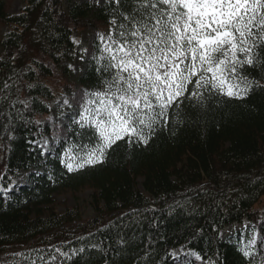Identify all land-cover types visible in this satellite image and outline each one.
Masks as SVG:
<instances>
[{
    "label": "trees",
    "instance_id": "16d2710c",
    "mask_svg": "<svg viewBox=\"0 0 264 264\" xmlns=\"http://www.w3.org/2000/svg\"><path fill=\"white\" fill-rule=\"evenodd\" d=\"M10 9L0 0V264H264V89L185 106L147 146L121 141L105 163L68 173L61 157L82 93L99 87L97 36L111 8L21 0ZM78 56L79 75L58 90ZM57 94L68 111L51 106ZM84 190L86 224L77 205L58 211Z\"/></svg>",
    "mask_w": 264,
    "mask_h": 264
},
{
    "label": "snow or ice",
    "instance_id": "6c2138e0",
    "mask_svg": "<svg viewBox=\"0 0 264 264\" xmlns=\"http://www.w3.org/2000/svg\"><path fill=\"white\" fill-rule=\"evenodd\" d=\"M107 2L112 18L94 57L99 87L83 92L73 113L75 139L61 157L68 173L105 163L121 141L147 146L185 106L264 89L251 76L264 74V0Z\"/></svg>",
    "mask_w": 264,
    "mask_h": 264
},
{
    "label": "rangeland",
    "instance_id": "374dc122",
    "mask_svg": "<svg viewBox=\"0 0 264 264\" xmlns=\"http://www.w3.org/2000/svg\"><path fill=\"white\" fill-rule=\"evenodd\" d=\"M9 2L11 5V9H10L11 12L18 13L21 9V0H9ZM100 2H102V0H100ZM2 30H0V33L2 32ZM75 41L79 42L80 36H76ZM79 67H80L79 61H74L72 65V70L75 73V75ZM71 80H73V78H71L70 80L62 78L59 81V83H57L55 86L58 90H61V84L65 83L66 81H71ZM60 96H62V94H57L56 99H54L51 102L52 106L62 105V101L60 100V98H58ZM91 194L92 192L89 190H84L79 194H67L61 199L60 204H58V211H63L65 208H70V207H74L77 205L81 208L82 222L86 224L91 218L94 217V212L89 205ZM238 229H239L238 226L229 227L228 229L225 230V233L230 234L233 230H238Z\"/></svg>",
    "mask_w": 264,
    "mask_h": 264
}]
</instances>
